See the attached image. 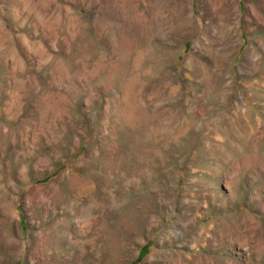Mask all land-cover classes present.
Segmentation results:
<instances>
[{
    "label": "rangeland",
    "instance_id": "1",
    "mask_svg": "<svg viewBox=\"0 0 264 264\" xmlns=\"http://www.w3.org/2000/svg\"><path fill=\"white\" fill-rule=\"evenodd\" d=\"M0 264H264V0H0Z\"/></svg>",
    "mask_w": 264,
    "mask_h": 264
}]
</instances>
